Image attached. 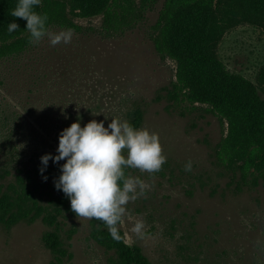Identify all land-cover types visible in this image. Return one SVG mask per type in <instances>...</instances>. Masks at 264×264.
<instances>
[{"label":"rangeland","instance_id":"374dc122","mask_svg":"<svg viewBox=\"0 0 264 264\" xmlns=\"http://www.w3.org/2000/svg\"><path fill=\"white\" fill-rule=\"evenodd\" d=\"M148 1L117 0L114 18L111 0L92 14L75 0H41L48 30L71 27L70 43L53 46L45 36L29 44L26 25L0 38V183L30 177L54 186L65 161L50 160L44 180L40 157L56 154L64 128L78 117L81 126L92 119L107 126L139 107L141 127L159 134L167 160L158 172L131 171L145 190L125 206L126 242L151 264H264V133L240 128L231 136L226 108L195 81L174 40L183 12L216 17L212 58L256 90L264 20L228 13L231 0H172L164 15L167 0L151 9ZM167 89L182 108H169ZM215 150L222 164L243 169L245 184L220 168ZM189 160L192 170L185 171ZM138 221L142 234L133 231ZM72 228V264H112L113 253L90 237V219L74 215L64 221L66 231ZM47 230L41 220L0 224V264H53Z\"/></svg>","mask_w":264,"mask_h":264},{"label":"trees","instance_id":"16d2710c","mask_svg":"<svg viewBox=\"0 0 264 264\" xmlns=\"http://www.w3.org/2000/svg\"><path fill=\"white\" fill-rule=\"evenodd\" d=\"M75 1L76 7L82 12L92 14L104 10L108 0ZM111 1L115 5L114 11H109V14L116 18L119 4L117 0ZM156 2L157 0H149L146 8L151 9ZM16 3L17 0H0L1 39L13 37L14 32L7 31L9 22L15 20L19 24V29L26 25L25 19L10 15ZM171 3L172 0L165 2L161 15L166 14L164 11ZM228 6V13L234 16L264 20V0H231V5ZM36 10L41 12L40 5ZM219 30L220 23L216 17L207 13L183 12L174 40L195 81L226 108L231 117V136L236 135L240 128L247 130L249 134L260 135L264 133V70L259 75V86L254 90L249 89L243 79L231 74L221 64L215 63L211 53ZM167 93L169 108L178 110L181 106L175 91L167 89ZM127 120L135 127H141L144 111L139 107L135 108L128 113ZM218 157L215 150V158L220 168L230 173L232 180L239 186L245 184L243 169L222 164ZM132 170L133 168L126 169V174L131 175ZM51 188L59 195L45 190ZM74 215L76 214L71 210L69 198L62 190H57L55 185L47 186L45 181L30 177H17L15 182L0 183V224L11 228L21 222L32 224L41 220L48 228L43 241L53 256V264H72L71 240L76 230L72 228L66 231L64 221ZM90 229L91 239L113 253L112 264H151L140 247L130 246L126 242L121 223L118 226L119 239H113L107 227L94 218L90 219Z\"/></svg>","mask_w":264,"mask_h":264},{"label":"clouds","instance_id":"9594fccd","mask_svg":"<svg viewBox=\"0 0 264 264\" xmlns=\"http://www.w3.org/2000/svg\"><path fill=\"white\" fill-rule=\"evenodd\" d=\"M41 0H17L11 10L12 17L26 20L30 33L28 43L38 44L45 36L54 46L71 42V27L50 32L47 12L36 10ZM19 29L13 20L7 24L9 33ZM67 118V117H66ZM39 169L44 176L49 161L60 164V175L54 178L57 190L69 198L71 210L77 218L95 219L107 227L113 239H119L118 226L122 222L125 206L130 200L144 194L145 181L140 176L126 174V169H139L141 173L158 172L166 162L159 134L146 127H135L128 120L113 117L105 121L92 119L81 126L78 117L59 133L56 154L46 153L40 157ZM192 170V162L185 164V171ZM143 221H138L133 231L141 233Z\"/></svg>","mask_w":264,"mask_h":264}]
</instances>
